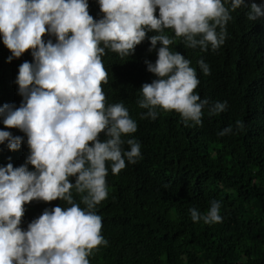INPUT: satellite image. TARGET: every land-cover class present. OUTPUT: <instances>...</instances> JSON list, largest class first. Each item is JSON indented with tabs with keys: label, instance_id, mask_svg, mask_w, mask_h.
Here are the masks:
<instances>
[{
	"label": "clouds",
	"instance_id": "clouds-1",
	"mask_svg": "<svg viewBox=\"0 0 264 264\" xmlns=\"http://www.w3.org/2000/svg\"><path fill=\"white\" fill-rule=\"evenodd\" d=\"M97 2L100 19L90 14L89 0H0V37L12 53L8 62L28 50L33 57L20 65L15 81L21 104L0 107V121L23 132L30 150L23 165L0 166V264H90L94 250L108 245L97 206L109 194V165L115 175L136 164L142 145L135 137L124 138L138 130L124 103H107L106 50L123 59L146 38L149 51L159 44L155 63L145 61L157 79L139 90L137 105L147 110L141 119L155 121L160 110H175L186 125L202 126L205 110L218 116L228 103L202 99L195 91L197 69L171 46L180 38L186 48L216 52L228 38L232 13L247 9L252 22L264 17V4L249 6L246 0ZM197 63L211 74L204 59ZM244 130L245 122L237 120L218 135ZM5 143L17 151L25 137L0 130V145ZM57 199L68 206L47 208L27 229L21 227L25 205ZM221 208L212 200L205 211L193 206L189 212L193 222L212 225L223 221Z\"/></svg>",
	"mask_w": 264,
	"mask_h": 264
},
{
	"label": "trees",
	"instance_id": "trees-1",
	"mask_svg": "<svg viewBox=\"0 0 264 264\" xmlns=\"http://www.w3.org/2000/svg\"><path fill=\"white\" fill-rule=\"evenodd\" d=\"M253 2L264 4L246 0L249 6ZM246 11L232 13L228 38L216 52L186 48L180 38L171 46L197 69L200 84L195 91L201 98L228 103L218 116L209 117L205 110L202 126L186 125L175 110H160L155 121L141 119L147 110L137 105L139 90L157 79L145 61L155 63L159 44L149 51L146 38L123 59L106 50L102 59L109 75L102 88L108 104L123 102L137 122V132L124 138L141 143L142 159L115 175L109 165V194L97 206L108 245L94 250L90 264H264V17L252 22ZM89 12L101 18L97 0H89ZM10 55L0 37V107H19V67L33 62L31 50L8 62ZM201 58L210 65V75L199 69ZM237 120L245 122L243 132L218 135ZM0 130L25 137L17 151L0 145V166L23 165L30 152L26 135L2 121ZM73 195L79 202V194ZM212 200L222 203L223 221L193 222L189 209L205 211ZM56 206L68 205L59 199L25 205L21 227L27 229L45 209Z\"/></svg>",
	"mask_w": 264,
	"mask_h": 264
}]
</instances>
